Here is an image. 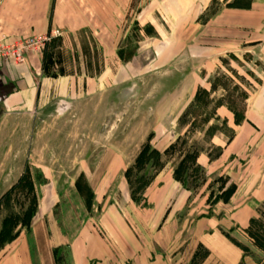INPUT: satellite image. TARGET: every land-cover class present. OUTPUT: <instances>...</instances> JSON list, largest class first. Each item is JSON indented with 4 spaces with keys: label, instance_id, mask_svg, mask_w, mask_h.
I'll return each mask as SVG.
<instances>
[{
    "label": "rangeland",
    "instance_id": "1",
    "mask_svg": "<svg viewBox=\"0 0 264 264\" xmlns=\"http://www.w3.org/2000/svg\"><path fill=\"white\" fill-rule=\"evenodd\" d=\"M104 4V29H53L36 52L44 77L74 79L73 95L30 114L0 104V229L10 215L33 214L0 247V264L19 247L32 264H222L202 259L198 243L229 230L250 249L241 264H264L244 233V218L264 210V0ZM199 87L210 91L207 104L189 114ZM226 103L244 112L240 127L215 108ZM212 125L219 131L206 137ZM145 145L160 155L139 170ZM192 150L206 172L176 182ZM219 177L236 184L227 205L207 202ZM211 217L219 227L198 221Z\"/></svg>",
    "mask_w": 264,
    "mask_h": 264
},
{
    "label": "crops",
    "instance_id": "2",
    "mask_svg": "<svg viewBox=\"0 0 264 264\" xmlns=\"http://www.w3.org/2000/svg\"><path fill=\"white\" fill-rule=\"evenodd\" d=\"M93 3L89 4L85 0H0V37H5L8 41H16L43 35L56 28L62 32H68L78 28L75 24L79 25L83 21L87 22V26L90 28H98L101 31L102 28L106 27L107 11H105L104 0H94ZM26 60L28 62L26 65H15L12 62L0 63V104L7 112L24 111V113L30 114L31 111L37 112L54 101L65 100L75 93L76 86L73 78L69 76L46 78L43 76L41 68L37 67L36 64L37 60H40L39 55L28 53ZM86 91L88 93L90 91L89 84L86 85ZM220 109L222 107L218 108V110ZM227 121L229 126L230 120ZM231 121L233 123V118ZM236 127L240 126L233 124V128ZM199 157H197V164L206 172L205 168L198 162ZM205 157L207 163L211 164L207 153ZM245 219L246 228L250 218L245 217ZM200 220H198L199 223L204 226L219 227V222L213 217L207 218L206 221H202V218ZM232 232L233 230H229L227 233L221 231L214 233L213 237L208 238L207 236L201 239L198 246L205 249V255L202 259L215 257L222 264H233L239 257V264H241L245 257H249L244 256L242 250L235 245L233 241L240 242L234 240ZM78 237L84 236L79 233ZM76 241L70 245L73 255H75L74 244ZM244 246L248 247L247 245ZM218 252L224 253L225 256L222 259L217 258L215 255ZM50 253L54 260V250L51 249ZM39 255H41L40 252ZM6 259L2 261V264H32L29 251L25 247H19L13 252V255ZM47 261L49 264V257ZM200 263L205 264L203 260Z\"/></svg>",
    "mask_w": 264,
    "mask_h": 264
},
{
    "label": "trees",
    "instance_id": "3",
    "mask_svg": "<svg viewBox=\"0 0 264 264\" xmlns=\"http://www.w3.org/2000/svg\"><path fill=\"white\" fill-rule=\"evenodd\" d=\"M216 78V77H215ZM215 83H217V79H214L210 83V89L215 87ZM209 92L206 89H203L199 87L193 97V100L191 102V105L189 106V114H192V112L196 109H198L200 106H206L207 104V97H209ZM246 99V98H245ZM221 106H224L233 116V124L235 126L240 125L242 121L244 120V112L240 113L235 107L233 108L229 103L226 104H216L215 108H219ZM206 122V121H203ZM222 126L226 128V122L225 120L222 121ZM227 129V128H226ZM219 129L216 125H212L207 127L205 131V136L207 137H214L215 133L218 132ZM229 132V135L232 134V130L227 129ZM230 137V136H229ZM174 148V144L170 145L163 154H167L169 151H171ZM220 151V149L218 148ZM160 154L154 150H149L148 145H145L140 150L139 154L137 155L135 161H134V168L141 169L140 167L149 162L150 160H155ZM197 157L198 152L195 150L186 152L178 162L176 168L173 170V179L176 182H179L181 184H184L187 180V176H190V174H187L190 169L192 172H197L203 169L197 164ZM131 170L125 171V177L128 180V176L130 174ZM204 172V171H203ZM214 182L219 183L217 187V193L214 194L212 192L209 193L207 202L209 204H216L218 202H221L223 204H226L229 202L231 197L234 195L236 191V184L231 183L228 177H219ZM6 198V196H5ZM3 198L0 201V207L2 201L5 199ZM264 208V204L262 205ZM32 212L31 210L26 209L22 216L18 215H10L3 219L0 229V247L4 244H9L13 242L18 237V229L19 228H28L32 219ZM244 233L251 245L254 249H256L259 252H262L264 254V210H258L256 211V215L249 219L247 227L244 229ZM235 245L239 247L242 252L244 253V256H250L251 252L249 247H246L244 245H241L238 242H235Z\"/></svg>",
    "mask_w": 264,
    "mask_h": 264
},
{
    "label": "built area",
    "instance_id": "4",
    "mask_svg": "<svg viewBox=\"0 0 264 264\" xmlns=\"http://www.w3.org/2000/svg\"><path fill=\"white\" fill-rule=\"evenodd\" d=\"M56 34V32L51 31L45 35L32 36L16 41H8L5 37H0V63L12 62L19 65L25 61L28 53L41 51Z\"/></svg>",
    "mask_w": 264,
    "mask_h": 264
}]
</instances>
